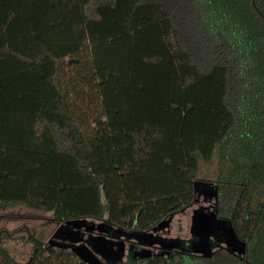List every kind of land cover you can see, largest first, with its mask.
I'll use <instances>...</instances> for the list:
<instances>
[{
  "label": "trees",
  "instance_id": "trees-1",
  "mask_svg": "<svg viewBox=\"0 0 264 264\" xmlns=\"http://www.w3.org/2000/svg\"><path fill=\"white\" fill-rule=\"evenodd\" d=\"M209 189L245 246L223 264H264V0H0V208L142 239ZM0 257L91 264L6 234Z\"/></svg>",
  "mask_w": 264,
  "mask_h": 264
},
{
  "label": "flooded vegetation",
  "instance_id": "flooded-vegetation-1",
  "mask_svg": "<svg viewBox=\"0 0 264 264\" xmlns=\"http://www.w3.org/2000/svg\"><path fill=\"white\" fill-rule=\"evenodd\" d=\"M200 197H204L208 205H201L193 210L192 225L190 228L192 238L187 241L177 237L172 238L167 235H161L167 231L172 220L165 227L152 230L148 235H144L140 239V236L138 237L137 235L127 237L124 235L117 236L116 233L111 234L102 226L97 225L99 222L94 219H88L87 223L81 226L74 222H57L54 216H52V219L56 227L47 242L42 241L44 242L45 248L55 251L61 249L71 250L79 258L81 257L75 251H79L81 249L80 247H84L87 257H94L100 260V264H113L110 260L117 258L120 254H122L121 259L123 261H128L132 249L136 251L137 262L144 260L138 253L143 249L151 251L152 255L150 257L164 255L170 258L179 251L202 257L208 256V252H210L209 255H214L220 250L227 251L237 257H243L245 254V246L242 247L240 245V240L237 239L234 231L229 228L226 222L227 219L219 216L217 191L209 189L206 192H202L199 194L196 203ZM200 218H204V226L199 224ZM89 222H93L96 225L91 227ZM209 224L212 226V230L207 232L208 234L205 236V228ZM194 237L196 239L193 240ZM29 238L40 239L36 236H30ZM178 240H182L184 245L189 248L177 247L175 242H178ZM81 259L86 261L83 258ZM0 260L1 264H4V259L0 257Z\"/></svg>",
  "mask_w": 264,
  "mask_h": 264
},
{
  "label": "rangeland",
  "instance_id": "rangeland-1",
  "mask_svg": "<svg viewBox=\"0 0 264 264\" xmlns=\"http://www.w3.org/2000/svg\"><path fill=\"white\" fill-rule=\"evenodd\" d=\"M220 164L218 156L215 155L214 158L209 162H202L199 177L206 180H214L219 172ZM199 201L185 209L182 212L177 213L174 218H172L171 225L167 228L166 232L161 235H167L172 238H180L182 240H189L192 238L191 225H192V215L193 210L201 205H208V202L204 200V197H200ZM52 212H45L39 210H33L24 206H11L7 208H0V235H12L15 237H39L44 242L51 237L56 224L52 219ZM196 239L195 237L193 240ZM182 240L175 242L177 247L185 246ZM17 246L20 252H29V248ZM232 256L230 253L220 250L214 255L195 257V256H184L185 261L191 264H223L226 258ZM136 255L131 258L130 263L136 261ZM1 264V260H0Z\"/></svg>",
  "mask_w": 264,
  "mask_h": 264
},
{
  "label": "water",
  "instance_id": "water-1",
  "mask_svg": "<svg viewBox=\"0 0 264 264\" xmlns=\"http://www.w3.org/2000/svg\"><path fill=\"white\" fill-rule=\"evenodd\" d=\"M174 217V215H172V216H170L168 219H166L163 223H161L159 226H158V228H156V229H159V228H162V227H165L171 220H172V218ZM203 219L204 218H200V220H199V224L201 225V226H204V222H203ZM207 220V219H206ZM86 219H83V220H73V222L74 223H76L77 225H84L85 223H86ZM93 227V226H92ZM206 230H205V236L208 234L207 232H210L211 230H212V226L209 224V225H207L206 226V228H205ZM81 249L79 250V251H75L76 253H78V255L81 257V258H83V259H85V260H87L88 262H91V264H99V260L98 259H96V258H94V257H90V258H88L87 257V253H86V250H85V248L84 247H80ZM202 250V249H201ZM204 251V250H203ZM139 253V255H140V257L141 258H148V257H150L151 255H152V253H151V251H149V250H146V249H143V250H141V251H139L138 252ZM207 253V252H206ZM209 253L210 252H208L207 254L209 255Z\"/></svg>",
  "mask_w": 264,
  "mask_h": 264
}]
</instances>
